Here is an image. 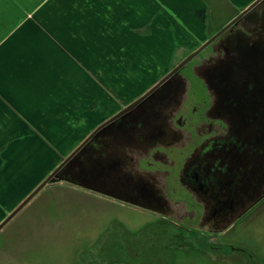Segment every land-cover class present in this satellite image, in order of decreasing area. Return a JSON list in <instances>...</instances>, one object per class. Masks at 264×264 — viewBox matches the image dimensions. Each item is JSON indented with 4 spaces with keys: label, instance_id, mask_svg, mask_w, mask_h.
I'll use <instances>...</instances> for the list:
<instances>
[{
    "label": "crops",
    "instance_id": "1",
    "mask_svg": "<svg viewBox=\"0 0 264 264\" xmlns=\"http://www.w3.org/2000/svg\"><path fill=\"white\" fill-rule=\"evenodd\" d=\"M254 1L0 0L1 187L33 191L163 77L176 46Z\"/></svg>",
    "mask_w": 264,
    "mask_h": 264
},
{
    "label": "rangeland",
    "instance_id": "2",
    "mask_svg": "<svg viewBox=\"0 0 264 264\" xmlns=\"http://www.w3.org/2000/svg\"><path fill=\"white\" fill-rule=\"evenodd\" d=\"M231 16L226 9L212 23L207 21L206 37L197 46H176L162 75L226 25ZM210 47L189 62L183 73L187 75ZM189 75L186 116L193 115V105L206 106L211 97L205 80ZM157 76L154 73L153 82L139 86L137 94L151 87ZM192 149V144L162 149L171 166L141 159L142 170L168 171L155 176L157 189L133 180L130 191L127 178L118 181L110 167L105 173L98 167L81 177L85 186L65 180L47 185L0 230V264H264V194L226 226L199 222L204 201L178 179L183 158ZM1 184L0 223L32 191L21 185L12 188L13 183L10 188ZM152 204L156 206L149 207Z\"/></svg>",
    "mask_w": 264,
    "mask_h": 264
},
{
    "label": "flooded vegetation",
    "instance_id": "3",
    "mask_svg": "<svg viewBox=\"0 0 264 264\" xmlns=\"http://www.w3.org/2000/svg\"><path fill=\"white\" fill-rule=\"evenodd\" d=\"M242 18L208 45L211 46L208 53L192 64L187 75L182 70L190 63L134 109L101 128L95 148L88 146L83 153L84 165L96 160L103 173L110 167L118 181L127 178L130 191L133 180L152 184L157 189L155 176L166 175L168 171L142 170L141 159L152 158L154 162L171 166L162 149L192 144L193 149L183 158L178 179L204 201L205 211L199 222L226 226L257 203L264 194V102L259 98L235 111L240 103L233 101L231 94L222 93V79L216 76L217 70L225 65L241 68L249 64V49L258 42L264 52V29L252 28L251 24L242 26ZM260 63L264 65L263 60ZM189 74L205 80L211 97L206 106L193 105V115L186 116L183 109L188 98L185 93ZM249 133H258V139L246 140ZM153 161L149 163L152 165ZM71 168L69 172L74 175Z\"/></svg>",
    "mask_w": 264,
    "mask_h": 264
},
{
    "label": "trees",
    "instance_id": "4",
    "mask_svg": "<svg viewBox=\"0 0 264 264\" xmlns=\"http://www.w3.org/2000/svg\"><path fill=\"white\" fill-rule=\"evenodd\" d=\"M241 24L242 26L251 24L252 28L264 29V0L259 2L254 8H252L243 16L241 19ZM221 28L216 29L213 34H215ZM262 49L263 47L261 43L258 42L254 47L249 49V64L241 68H229V66L225 65L216 72V76L222 79V93L231 94L229 97L233 101L240 103L239 107H235V111H239L241 108H243L244 103H250L256 101L259 98L263 99L264 102V65L260 63L262 60L264 61V52L262 53ZM239 93L256 95L257 97H237L235 94ZM98 131L92 135L87 144L75 155L72 162H70L67 167L59 172L61 177L60 181L65 180L68 181V183H74L77 185L87 184L84 180H82L81 177H86L88 176L87 173L96 171L98 166L96 160L90 165H84L85 157L83 153L88 146L95 148L94 146L97 144L95 139L99 133ZM245 139L256 141L258 139V133H252V135L250 133L246 134ZM262 139L264 141V133L262 135ZM70 166H72L71 171H73L74 175L69 172Z\"/></svg>",
    "mask_w": 264,
    "mask_h": 264
},
{
    "label": "water",
    "instance_id": "5",
    "mask_svg": "<svg viewBox=\"0 0 264 264\" xmlns=\"http://www.w3.org/2000/svg\"><path fill=\"white\" fill-rule=\"evenodd\" d=\"M262 0H255L250 5L242 9L235 17H233L226 25H224L217 33H215L211 38L206 40L202 45H200L196 50L186 56L182 61H180L175 67H173L166 75H164L160 80H158L151 88L144 92L136 100L132 101L120 112L114 115L112 118L104 122L95 132L105 127L106 125L119 119L121 116L134 109L140 102H142L146 97L154 92L159 86H161L165 81H167L172 75L180 71L187 63H189L195 56H197L202 50H204L212 41H214L218 36H220L224 31L234 25L240 18H242L246 13H248L252 8H254ZM94 132V133H95ZM92 133L89 138H87L72 154H70L63 162L47 177L45 178L1 223L0 230L46 185L60 181L61 177L59 172L67 167V165L72 162L75 155L87 144L89 139L94 134Z\"/></svg>",
    "mask_w": 264,
    "mask_h": 264
}]
</instances>
